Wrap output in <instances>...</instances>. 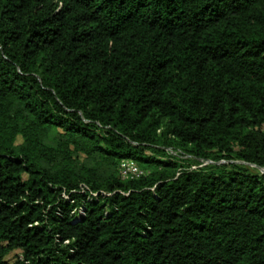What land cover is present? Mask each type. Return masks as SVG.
Listing matches in <instances>:
<instances>
[{
    "label": "trees",
    "instance_id": "trees-1",
    "mask_svg": "<svg viewBox=\"0 0 264 264\" xmlns=\"http://www.w3.org/2000/svg\"><path fill=\"white\" fill-rule=\"evenodd\" d=\"M241 162L264 0H0V264H264Z\"/></svg>",
    "mask_w": 264,
    "mask_h": 264
},
{
    "label": "built area",
    "instance_id": "built-area-1",
    "mask_svg": "<svg viewBox=\"0 0 264 264\" xmlns=\"http://www.w3.org/2000/svg\"><path fill=\"white\" fill-rule=\"evenodd\" d=\"M120 173L123 178L138 176L142 173L133 159H123L120 163Z\"/></svg>",
    "mask_w": 264,
    "mask_h": 264
},
{
    "label": "rangeland",
    "instance_id": "rangeland-1",
    "mask_svg": "<svg viewBox=\"0 0 264 264\" xmlns=\"http://www.w3.org/2000/svg\"><path fill=\"white\" fill-rule=\"evenodd\" d=\"M174 153V152H173ZM176 154V153H174ZM197 165V164H196ZM205 165V164H203ZM252 172H261V170L259 168H257L256 166H253V165H249V164H245Z\"/></svg>",
    "mask_w": 264,
    "mask_h": 264
},
{
    "label": "water",
    "instance_id": "water-1",
    "mask_svg": "<svg viewBox=\"0 0 264 264\" xmlns=\"http://www.w3.org/2000/svg\"><path fill=\"white\" fill-rule=\"evenodd\" d=\"M241 163H244V162H241ZM257 168H259L261 170V173H264V168H262V167H257Z\"/></svg>",
    "mask_w": 264,
    "mask_h": 264
}]
</instances>
